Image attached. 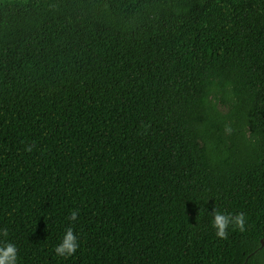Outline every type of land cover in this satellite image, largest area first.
I'll use <instances>...</instances> for the list:
<instances>
[{"label":"trees","instance_id":"1","mask_svg":"<svg viewBox=\"0 0 264 264\" xmlns=\"http://www.w3.org/2000/svg\"><path fill=\"white\" fill-rule=\"evenodd\" d=\"M214 208L245 230L218 238ZM6 242L18 264H264V0H0Z\"/></svg>","mask_w":264,"mask_h":264},{"label":"clouds","instance_id":"2","mask_svg":"<svg viewBox=\"0 0 264 264\" xmlns=\"http://www.w3.org/2000/svg\"><path fill=\"white\" fill-rule=\"evenodd\" d=\"M30 150V149H29ZM211 215V227L215 230V234L220 239H226L229 229L243 232L246 225V216L243 213L236 215L224 214L213 209ZM79 211L73 210L68 216V220L75 222L78 218ZM7 235L6 232L2 233ZM79 248L78 234L74 232L73 227H68L62 240L55 246L54 252L57 257H71ZM0 264H18V249L17 246L11 242L0 244Z\"/></svg>","mask_w":264,"mask_h":264}]
</instances>
